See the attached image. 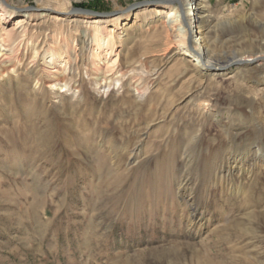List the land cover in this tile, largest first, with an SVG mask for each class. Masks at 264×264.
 Here are the masks:
<instances>
[{"label": "rangeland", "instance_id": "1", "mask_svg": "<svg viewBox=\"0 0 264 264\" xmlns=\"http://www.w3.org/2000/svg\"><path fill=\"white\" fill-rule=\"evenodd\" d=\"M68 1L6 0L36 13L16 29L0 10V264H264V59L213 75L149 11L175 2ZM207 3L212 59L264 52V0Z\"/></svg>", "mask_w": 264, "mask_h": 264}, {"label": "bare ground", "instance_id": "2", "mask_svg": "<svg viewBox=\"0 0 264 264\" xmlns=\"http://www.w3.org/2000/svg\"><path fill=\"white\" fill-rule=\"evenodd\" d=\"M164 1H165V4H173L175 2L176 3L175 5L177 7L176 6H166V5L165 6H153L149 9V11H151L152 15H154V16L163 15V17L165 18L164 19L165 23H168L169 25L174 24L177 26L176 30L178 32L180 40L174 46L177 49L175 53L181 54V55H183V57L187 58V61H191L193 63V65L195 66V68H197V70L201 69V70L209 71L213 75H224V74H227L229 72L228 69L232 70V68L234 66H236V68L240 69V67L246 65V62H247V64H253L251 66L252 68L254 67V69H256L258 71L260 70L259 68H261V64H262L261 60L264 59V52H261L258 54L256 53L255 55H245V54L238 55V54H236V52H233V54L231 56H228L226 59H223V60H216V59L211 58V55L209 54V50H210L209 45L206 42V33H208L207 29L214 27V24L210 26L213 19L211 18L210 11L208 10L209 5L207 3V0H167V1L164 0ZM170 1H173V2H170ZM36 2L39 5H45L47 3H50V5H53L54 7H57L60 9H67V7L69 5L68 0H56V1H54V0H36ZM6 4H8L6 2V0H0V10L2 11L1 19L3 21L4 20L12 21V20L17 19L16 20L17 22H15L13 29H16L15 26H18V23H20L19 21H21V22L22 21H28V20L34 19L36 17V13H34L33 11L24 10V11H21L20 13H16L12 10L5 8L4 5H6ZM186 5H189L188 10L182 14L181 9H182V7L184 9V6H186ZM143 9H147V7L143 8ZM40 14L41 15H43V14L48 15L49 18L57 17V15L53 14V13L41 12ZM133 14H134L133 16L136 18L137 12L133 13ZM131 18H132V16L130 15V13H127L125 15L115 16L114 18H112V20H111L112 24L109 26L110 27L121 26L123 24V22H126ZM74 19L75 18H72L71 21H74ZM186 19H187V21H186ZM102 21H104L102 18H96L95 23L96 22L100 23ZM109 30H112V28H110ZM193 31H196L198 33V35L196 36L195 39L192 40L193 45L189 46L188 42H187L188 35L190 33H192ZM23 32H25V34H26V31H23ZM21 33H22V31H21ZM102 43H103L104 47L108 46L107 40L103 41ZM11 52H12V50L10 49V47L0 46V75L13 65V63L9 59V55ZM19 54L20 53L16 52V58H18V59L21 56V55L19 56ZM37 54L38 53L35 52L34 56L36 57ZM99 57L100 56L98 54H96L93 58H91L92 59L91 62L96 61ZM52 58L55 59V57H52ZM29 61L31 62V61H33V59H31ZM51 63H53V62H51ZM34 65H35V68L32 71H26V72L28 74H30L32 77L39 80V78L41 76L39 74L40 70H39V68H37L38 64L36 65L34 63ZM114 65H115V62H113L112 64H107L105 66L104 71L113 70ZM72 67H73V65L71 63L69 65V68H72ZM48 68L49 69L46 72L47 74L45 73L47 79H50V80L55 81V82H59V81L62 82L64 80V78L62 77L61 71H60L61 66H59L57 68H56V66H49ZM239 74H240L239 76L243 75L242 72H239ZM240 149L241 148L236 149V152L233 153L234 160L239 161V162L243 161L247 156H249V154L251 152V148L248 146L243 147L241 149L242 151H240ZM256 155L259 158H264V152L259 148L256 149ZM245 233H246V231H245Z\"/></svg>", "mask_w": 264, "mask_h": 264}, {"label": "water", "instance_id": "3", "mask_svg": "<svg viewBox=\"0 0 264 264\" xmlns=\"http://www.w3.org/2000/svg\"><path fill=\"white\" fill-rule=\"evenodd\" d=\"M173 2V1H171ZM158 3H165L164 0H148V1H141V2H138L132 6H139V5H144V4H158ZM6 6L10 9H14V10H17V11H21L22 9L21 8H18V7H15V6H12L10 4H6ZM131 6V7H132ZM31 9H34V7H30ZM72 12H79V13H82V14H91V15H95V16H109V15H114L116 12H96V11H93V10H89V9H82V8H75L72 10ZM181 12L182 14L184 13L183 12V9H181ZM189 44H190V41H188ZM191 45V44H190Z\"/></svg>", "mask_w": 264, "mask_h": 264}, {"label": "built area", "instance_id": "4", "mask_svg": "<svg viewBox=\"0 0 264 264\" xmlns=\"http://www.w3.org/2000/svg\"><path fill=\"white\" fill-rule=\"evenodd\" d=\"M242 1V0H241Z\"/></svg>", "mask_w": 264, "mask_h": 264}]
</instances>
